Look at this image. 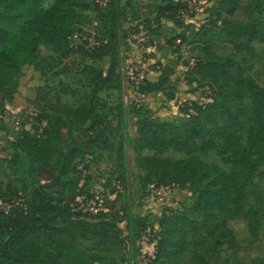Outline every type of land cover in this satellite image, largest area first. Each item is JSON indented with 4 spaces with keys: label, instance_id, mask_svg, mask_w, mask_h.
I'll return each mask as SVG.
<instances>
[{
    "label": "trees",
    "instance_id": "obj_1",
    "mask_svg": "<svg viewBox=\"0 0 264 264\" xmlns=\"http://www.w3.org/2000/svg\"><path fill=\"white\" fill-rule=\"evenodd\" d=\"M243 2L245 5L240 7ZM40 3L41 0H0V100L13 96L22 68L39 58L40 47L50 48L55 53H69L67 38L75 28L76 11L91 13L95 9L90 0H56L46 11L40 10ZM116 5V0H110L105 11L108 16H114L111 18L114 21L120 14ZM182 6L185 7L184 2ZM217 7L227 18L241 9L244 21H223L216 39L205 41L200 48L202 57L195 63L194 70L198 78L212 88L213 100L196 106V114L181 122L160 121L138 113L134 123L132 151L136 167L146 172V183H150L152 172L161 171L167 172V176L160 179L157 187L196 188L190 206L161 215L153 264H184L183 257L190 248L194 249V264H242L221 260L218 251L224 246L230 250L240 247L227 227L229 221L237 219L246 223L249 244L258 239L264 196L255 183V172L261 170L258 178L264 183V89L233 61L215 55L211 44L228 45L250 55L252 43L263 40V29L256 17L262 9V0H218ZM115 34V26L111 24L108 39L101 37L104 43L90 51L94 59L108 56L110 51H105L106 44L115 43ZM174 47L179 52V46ZM87 71L92 76L94 89L79 107V113L90 123L85 132L92 134L101 127V121L93 115L95 94L98 84H106L108 76L94 67H87ZM232 71L237 76H232ZM62 88V93L67 90ZM158 91L156 85L147 82L141 88L144 94ZM246 100L251 103L250 110ZM117 145L115 162L121 166V141ZM15 149L29 158L30 176L38 175L42 181L30 185L27 176L22 191L11 186L0 190L2 202L19 199L23 192L28 194L26 210L15 209L8 215H0V264H90L94 257L81 243L92 242L102 247L110 242L109 233L87 221H62L54 215L65 193L71 194L69 202L75 200L73 189L81 172H74L73 164L82 150L70 145L60 151L58 131L49 133L48 126L38 139L22 135L15 142ZM144 151L186 155L216 152L225 157L230 168L223 172L214 165L193 160L142 157ZM250 197L254 203L247 208ZM252 264H264V259H256Z\"/></svg>",
    "mask_w": 264,
    "mask_h": 264
},
{
    "label": "rangeland",
    "instance_id": "obj_2",
    "mask_svg": "<svg viewBox=\"0 0 264 264\" xmlns=\"http://www.w3.org/2000/svg\"><path fill=\"white\" fill-rule=\"evenodd\" d=\"M150 1L143 3L142 0H119L115 6L120 13L116 21L111 19L114 16H108L96 8L91 13L76 11L74 30L87 28L92 19H99L101 37L108 39L109 26L114 24L117 39L115 43L106 44L105 51H110L108 56L94 59L90 52L70 56L69 53H55L50 48L40 47L39 58L22 68L23 72L17 79L16 94L0 100V131L3 132L0 140L4 141L0 149V190L11 186L22 191L27 176L30 177V185L42 181L38 175L30 176L29 158L15 149V142L22 135L14 132L9 115L34 109L38 113V119L46 121L49 133L58 131L60 151H65L70 145L82 150L81 156L73 164L76 173L80 171V167L84 169L73 189L75 200L69 202L71 194L65 193V199L54 215L62 221H87L109 233L110 242L102 247H96L92 242L81 243L94 257L90 264H120L126 259L143 264L145 256L139 245L140 233L149 229L157 234L158 217L161 214L166 211L179 212L194 202L196 188L193 187H174L172 194L164 199L147 197L148 188L158 186L167 172H152L150 183H146V172L136 167L132 151L134 123L138 113L160 121L181 122L189 115L196 114V106L210 103L214 92L206 82L198 78L194 70L195 63L202 57L200 48L205 41L216 39L223 28V21H244L241 9L233 17L227 18L217 7L218 0ZM185 1L192 3L191 10L182 6ZM55 2L56 0H41L40 10L52 8ZM243 5L244 2L240 3V7ZM140 8L143 9V14L141 11L139 13ZM141 17L150 28V43L144 52L136 47L134 40ZM256 17L263 29V40L252 43L250 55L216 43L211 44V50L218 57L233 61L245 75H249L264 89V0ZM177 41L185 47V52L175 50ZM130 62L145 65L146 74H150L145 82L156 85L158 92L142 93L141 88L145 86V82L138 90L131 84L123 89L120 69ZM87 67L99 69L105 73V77L108 76L106 84H98L95 94L93 115L99 118L101 127L92 134L85 132L90 123L79 113V107L92 95L94 89ZM151 73L156 74V77ZM231 75L235 77L237 73L232 71ZM62 87L67 88L63 93ZM136 91L143 94L144 98L128 105L124 96L136 97ZM245 104L250 110V101L246 100ZM26 133L23 132V135ZM119 141L123 147L121 166L115 162ZM145 156L170 161H198L214 165L223 172H228L230 168L225 157H220L216 152L186 155L173 151L162 154L144 151L142 157ZM260 173V169L255 172V183L264 196V183L258 178ZM94 196L104 199L106 212L96 217L83 215L78 210L77 202ZM21 197L23 204L27 205L28 194L23 192ZM253 203L254 200L248 198L247 208ZM118 209L122 211V215L116 214ZM141 221L147 224H141ZM100 223L103 226H98ZM227 227L240 242V247L232 250L226 246L219 248L221 260L252 264L256 259H264V212L261 215L258 239L254 244H249L250 238L243 220L229 221ZM193 251L190 248L184 255V264H194Z\"/></svg>",
    "mask_w": 264,
    "mask_h": 264
},
{
    "label": "built area",
    "instance_id": "obj_3",
    "mask_svg": "<svg viewBox=\"0 0 264 264\" xmlns=\"http://www.w3.org/2000/svg\"><path fill=\"white\" fill-rule=\"evenodd\" d=\"M94 7L101 11L105 12L108 9L110 0H90ZM150 0H142L143 3H148ZM151 2V1H150ZM185 7L187 10H191V5L189 1H185ZM142 12L143 9H142ZM192 13V11H191ZM183 15V14H182ZM184 18V16H182ZM153 24V22H152ZM100 22L97 19H92L87 28L75 29L67 38V49L69 55L79 54L90 52L95 49H98L103 43L104 40L100 36L99 32ZM153 27V26H152ZM151 27V28H152ZM138 34L134 37L136 42V47L141 51H146L145 49L150 43V36L148 28L145 24V19L140 18V21L137 25ZM177 46H179V52H185V47L181 44L180 41H177ZM183 46V47H182ZM121 73V84L124 89L125 86L131 84L132 87L136 90L147 80L148 74H146V67L140 63L130 62L125 66V68L120 69ZM135 96H124L125 102L129 105L133 101H137L140 98H144V95L135 92ZM11 126L13 127L14 132L17 135H23V132H27L26 135H29L34 138H40L47 129V123L43 119H38V113L34 109H25L22 112L9 115ZM4 141L0 140V149L3 147ZM80 172H84V169L80 167ZM174 185L166 186H152L147 190V197L149 199L160 198L164 199L165 196L172 194ZM79 204V211L88 217H96L104 212L105 201L102 197L94 196L89 198H83L81 201L77 202ZM15 209L26 210L27 205L23 204V199L20 196L19 199L2 202L0 201V215H8ZM171 211H166L164 214L169 215ZM118 214L122 215V211L118 209ZM157 244H158V233H153L149 229L141 232L139 245L142 249L143 255L145 256V261L143 264H153L156 260L157 255ZM121 264H136L130 260H124Z\"/></svg>",
    "mask_w": 264,
    "mask_h": 264
},
{
    "label": "crops",
    "instance_id": "obj_4",
    "mask_svg": "<svg viewBox=\"0 0 264 264\" xmlns=\"http://www.w3.org/2000/svg\"><path fill=\"white\" fill-rule=\"evenodd\" d=\"M117 2H119V0H116V4H117ZM140 11H141V14H143L141 8H140ZM32 67H34V65H33ZM22 72H23V69H22ZM151 75L154 76V77H156V74H152V73H151ZM148 77H150V74H148ZM148 77H147V78H148ZM17 88H18V86H17ZM17 88H16V91H17ZM16 91H15V93L13 94V96L16 94ZM13 96H12V97H13ZM134 132H135V129H134ZM2 134H3V132L0 131V136H1ZM160 214H161V213H160ZM161 215H162V214H161ZM161 215H160V216H161ZM160 216H159L158 218H160ZM157 226H158V224H157Z\"/></svg>",
    "mask_w": 264,
    "mask_h": 264
}]
</instances>
